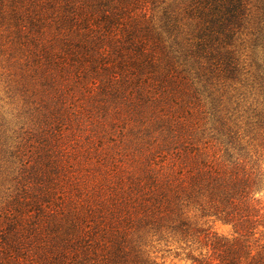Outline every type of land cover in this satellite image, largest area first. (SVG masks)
<instances>
[{
	"label": "rangeland",
	"instance_id": "rangeland-1",
	"mask_svg": "<svg viewBox=\"0 0 264 264\" xmlns=\"http://www.w3.org/2000/svg\"><path fill=\"white\" fill-rule=\"evenodd\" d=\"M66 4L0 0V240L26 262L102 264L139 180L171 150L170 135H183L192 119L202 123L203 114L190 81L161 97L153 86L140 90L101 25L84 30L88 40L65 29L62 42ZM144 5L130 6L124 19L154 21L159 12ZM242 53L250 58L248 48ZM257 196L264 212V178ZM149 235L143 244L157 264H189V248Z\"/></svg>",
	"mask_w": 264,
	"mask_h": 264
},
{
	"label": "trees",
	"instance_id": "trees-1",
	"mask_svg": "<svg viewBox=\"0 0 264 264\" xmlns=\"http://www.w3.org/2000/svg\"><path fill=\"white\" fill-rule=\"evenodd\" d=\"M64 1L62 42L65 29L88 40L84 30L101 25L112 55L123 59L121 69L134 74L140 90L153 86L161 97L190 81L192 104L203 114L202 123L192 119L179 128L183 135H170L171 150L139 180L102 264H157L143 244L150 233L189 248V264H264L257 196L264 178V0ZM138 2L157 9L154 21L124 19ZM118 29L123 43H116ZM246 48L250 58L243 57ZM216 223L230 233H218ZM24 260L7 238L0 240V264H35Z\"/></svg>",
	"mask_w": 264,
	"mask_h": 264
}]
</instances>
